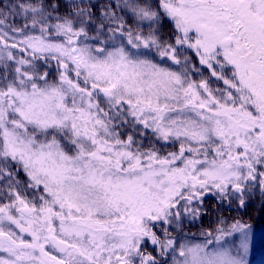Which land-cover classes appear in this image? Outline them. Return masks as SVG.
Wrapping results in <instances>:
<instances>
[{"label": "snow or ice", "instance_id": "1", "mask_svg": "<svg viewBox=\"0 0 264 264\" xmlns=\"http://www.w3.org/2000/svg\"><path fill=\"white\" fill-rule=\"evenodd\" d=\"M82 3L64 5V15L52 0L0 4V253L6 254L0 264H162L143 250L149 242L160 246L161 256L175 253L174 264H245L228 249L210 248L212 240L177 248L167 229L161 238L152 228L178 216L172 209L181 201L199 200L210 181L241 197L247 182L264 190V0H124L123 8L150 31L134 32L105 5L101 15L111 26L101 22L95 38L86 27L95 5ZM163 17L176 30L171 42L154 27ZM105 28L110 39L126 33L131 47L122 42L109 50L99 40ZM16 36L23 38L9 45ZM184 45L209 68L213 61L231 65L232 80L219 78L236 95L203 100L195 90L211 97L206 83L194 84L186 72L131 50L155 47L180 65ZM11 48L29 55L17 58ZM49 59L63 67L55 79L41 71ZM127 116L165 141L174 137L179 152L161 159L155 151L133 150V136L120 139L113 123ZM222 225L216 241L230 234Z\"/></svg>", "mask_w": 264, "mask_h": 264}, {"label": "rangeland", "instance_id": "2", "mask_svg": "<svg viewBox=\"0 0 264 264\" xmlns=\"http://www.w3.org/2000/svg\"><path fill=\"white\" fill-rule=\"evenodd\" d=\"M88 2H91V4L95 5V11L94 9L91 10L93 15L91 17L92 23L89 25H86L88 29V36L90 38H95L97 36L96 28L100 25L101 22H103L106 25H110V22L108 19H106L104 16L101 15L102 12L105 11V5H111L108 11H115L117 16L121 17L123 21L126 23L128 28L133 29L134 32H143L147 34L150 29L145 25H140L137 23L135 17L132 16V14L127 10L123 8V2L124 0H85ZM158 0H152L153 4H156ZM119 4L120 7H116V5ZM163 19H167L172 26V31H170V36L174 35L176 30L174 28L173 22L168 19L167 17H163L161 19L160 25L163 22ZM20 18H15L14 23L16 26H20L21 24ZM9 23H13V18H9ZM157 25L154 27H158V35L165 41L171 42V39L165 37L163 33H166L167 30L165 27ZM79 26V25H78ZM5 31H7V28H5ZM194 38V34H190ZM23 37L16 36L15 40H8L7 43L11 45L12 43L22 39ZM99 40L106 42V46L109 48V50L112 49V47L120 46V44L123 42V44L130 48L127 44V34L123 37L120 35H117L114 39H110V34L108 33L107 28L104 29L103 33L99 35ZM195 41V38L193 39ZM91 47H99L100 45L96 43L95 39H89L86 41ZM20 48H23V45L20 46ZM20 48H11L10 51H12L13 55L17 56V58H20L21 56H27L29 53H24L20 51ZM132 51H137L141 54L140 58L142 59H150L153 63L158 64L160 67L175 71V72H186L187 73V79L194 83V84H201L206 83L208 90L211 92V97H209L208 92H205L202 88H197L195 91H197L200 94V98L203 100H208L211 98L215 99H221L223 102V98L227 97V94L229 91L233 92L235 95V90L231 89L229 85L224 83L223 79H220L219 76H223L224 79H227L226 74L223 72V70L228 69L227 65L224 67H221L220 65H217L216 63H213V67L209 68L207 64H202L200 60L191 62L189 56L184 53V50L181 48L179 49V58L181 60L180 65H175L170 59L164 58L162 59L155 47L151 49H145L141 47L140 49H131ZM6 54V53H5ZM51 60V61H50ZM41 65L44 62H40ZM54 65H56V69L63 71V67L61 65H57V62L53 59H49L47 61V67H41V71H48L49 68H51ZM12 67H15V65H11ZM220 66V67H219ZM69 67H74L71 63L69 64ZM213 71L217 73V75H212ZM49 72V71H48ZM52 78V74L50 73ZM69 78H74L75 73L70 72ZM227 80H232V78H229ZM101 99H103V96L101 94ZM103 107H105V110H107L106 105L104 103H101ZM115 114V111L113 112ZM149 130L150 134L153 136V138L156 139L158 142V146H156L153 149H143V145L141 140H134L135 144L133 145V150L139 148L141 152H148V151H155L157 156L161 159H164L167 157L170 153H178L180 148V142L177 141L174 137L170 138L168 141L163 140L159 137V134L154 133L152 128H147ZM120 138V137H119ZM187 147V145H185ZM195 147V145H193ZM188 159H203L202 156H195L193 157L191 154L186 153L185 154ZM147 158L143 157L142 162H146ZM178 166H182L179 161L176 162ZM159 170V168H157ZM21 175V179H22ZM191 183V181H189ZM251 187L246 191L247 188ZM197 189H190L189 192L185 193V195L192 194L193 191H198ZM246 191V192H245ZM245 191L243 192V195L241 197V193L236 192L231 186L228 187V189L221 193L219 189L215 188L213 184H211V181L209 183V190L205 191L203 196L199 198V200H193L191 202H188L186 200L181 201L179 204L175 206V208L172 209L173 213H179V215H174L172 217H169L170 223H160V222H154L157 225H161L163 230L167 229L168 234H170V237L176 238L177 241V248L180 244L187 245L188 247H192L195 245H204L207 243V241L212 240L213 243L209 245L210 248H216V249H228L231 251L233 255L243 257L245 264H264V223L261 224H251V223H245L239 219H222L223 221V227L226 231H230V234L222 236V238L219 241L215 240V237L220 236L221 234L216 230L218 225L215 228V224L219 220L218 218L214 217L212 219V224L214 223V226L210 229H206L205 231L195 229V223L200 221V218L202 217V212L206 210L207 206L205 205V201L208 199L211 203L216 205L215 203L218 202L219 204L224 205H230L232 200H237L243 198L244 200L250 197H254L255 193L258 192L259 194L263 193L264 190H261L260 186L256 182H247L245 185ZM4 201H0L2 203ZM189 209L186 211L185 209ZM197 208L199 209V213L197 215H193L191 212V209ZM237 221L240 222L241 225H246V228L241 229H231V225L236 223ZM221 225V222L220 224ZM191 230V231H190ZM14 231L17 232L18 235H23V238L25 240H30V236L27 233L20 234L18 229L14 228ZM211 233V235H209ZM245 236L247 237L245 241ZM150 243V242H149ZM147 243V244H149ZM246 243V247L243 245ZM46 250L49 251L51 255H55L58 259L63 257V253H60L57 249L53 248L51 245H46ZM0 255H5V253H0ZM174 256H176L175 253L171 252V250L168 251L166 255L163 256V260L161 261L162 264H174ZM176 259H179V257H176ZM138 264V262H137Z\"/></svg>", "mask_w": 264, "mask_h": 264}, {"label": "trees", "instance_id": "3", "mask_svg": "<svg viewBox=\"0 0 264 264\" xmlns=\"http://www.w3.org/2000/svg\"><path fill=\"white\" fill-rule=\"evenodd\" d=\"M13 2L14 0H0V4L2 5H11ZM44 2L47 3L48 0H44ZM52 2L59 3L60 5H62L59 10V14L64 15L69 10L67 7H64V5L73 3V0H52ZM75 2L81 3V0H75ZM85 5H93V4H91V2L83 0L81 6H85ZM93 9L95 11V7L91 8V10ZM4 11H7V8H4ZM6 23H9V20L6 21ZM160 26L161 29H163L162 27H165V29L167 30L166 33H163L165 37L171 39L175 35L174 34L170 36V31H172V26L167 19H163V22L161 23ZM194 38L192 37L193 43L195 42L193 40ZM182 49L184 50V53L189 56L191 62L200 60V56L197 54L195 48H188L187 45H184ZM40 62H43V60H41ZM227 67L228 69L223 70V72L226 74L227 79H229L233 77V69L231 65H227ZM48 71L49 73H53L52 74V78L54 76L53 79L57 78L59 76V73L61 72V70L56 69V65H54V68L53 66L49 68ZM233 96H235L234 93ZM101 107H103L102 104ZM121 119H123L125 122L121 123L120 120H113V123L118 125L116 131L119 133L120 139H126L129 135H132L134 140H141L142 145L144 146L143 149L146 148L153 149L156 146H158L157 144L158 142L156 141V139L153 138L149 130L145 129L142 124L134 123L131 116L122 117ZM250 188L251 187L247 188L246 191ZM244 201H245L244 206H240L239 199L237 200V202L236 200H232L230 205L219 204L218 202H216L215 203L216 205H214L207 199L204 202L207 208L205 211L202 212V217L200 218V221L195 223L194 226L195 229H199L202 231H205L208 228L211 229L215 223L214 221L213 225L211 226L212 219L214 217H216V219L218 218L221 221L222 219H227V220L239 219L245 223H253V224L264 223V192L261 194L256 192L254 197L247 198ZM221 221L216 222L215 228L217 225L220 224ZM152 231L156 232L157 235H160L161 238H163L164 230L161 225L159 226L156 224V227L152 228ZM154 247H155V251L153 250ZM143 250L145 252L151 253L152 255L156 256L158 261L163 260V256L159 254L160 253L159 245L152 246L151 243L145 244Z\"/></svg>", "mask_w": 264, "mask_h": 264}]
</instances>
